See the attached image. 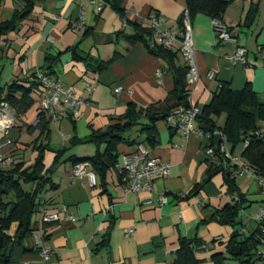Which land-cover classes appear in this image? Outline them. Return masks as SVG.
I'll use <instances>...</instances> for the list:
<instances>
[{
    "label": "crops",
    "instance_id": "1",
    "mask_svg": "<svg viewBox=\"0 0 264 264\" xmlns=\"http://www.w3.org/2000/svg\"><path fill=\"white\" fill-rule=\"evenodd\" d=\"M226 1L229 5L224 24L233 29L235 43L218 40L214 20L206 16L199 15L192 23L200 80L192 87L189 101L199 108L208 104L222 85L239 91L249 84L255 93L264 95V54L259 52V47L264 46V0ZM255 5V20L244 28L249 10ZM21 7L19 0H0V22L10 20ZM184 11L185 0H125L128 21L150 27L149 19L158 16L165 27L179 34L178 21ZM133 34L132 27L109 5L98 14L90 0H37L32 15L18 30L0 37L2 87L43 72L48 66L47 56H58L54 74H45L64 88H73L86 100L79 116L68 114L51 121L49 132L40 136L33 124L42 109V89L33 108L18 119L6 139L0 138V142H10L3 153L26 165L34 163L37 147H47L44 164L46 169H52L49 176L58 186L43 195V212L33 219L35 233L23 247L15 248L11 264H170L180 240L194 238L204 247L196 252L197 259L202 264H212L213 255L225 253L234 231L239 229L248 237L259 227L255 217L264 207V188L251 177L237 175V185L246 197L240 213L242 225L232 228L216 222V212L237 198L228 192L222 174L193 195L195 186L204 183L213 162L206 154L208 140L195 134L184 140L170 131L166 121L156 125L159 143L151 149V157L169 163L170 174L156 179L152 192H126L115 168L106 173L104 181L95 175V186L87 175L74 178V166L67 159L94 156L98 150L95 144L76 145L67 158L55 162L59 151L71 149L68 145L73 137L87 139L93 131L107 128L112 123L110 119L123 115L128 105L147 108L163 102L174 89L172 68L151 55L141 42L132 44L128 38ZM237 47L247 50L250 64L230 62L228 58ZM175 49L179 50V45ZM177 57L175 65H185L179 51ZM111 60L99 72L102 64ZM84 81L94 86L90 96ZM119 87L122 92L116 94ZM57 110L64 111L65 107ZM221 119L222 116L216 119L218 126H223ZM195 126L198 128L196 123ZM126 137L136 143L144 140L139 128ZM227 145L234 156L242 158L243 146L232 151ZM103 149L104 146L99 148ZM135 150L136 144H120L118 163ZM84 164L87 173H92L90 164ZM161 193L168 197L165 205H160ZM63 209L74 216V222L67 220ZM44 212L57 214L60 220L44 222ZM17 227L14 224L9 232L12 238ZM131 229L134 234L128 237ZM44 249L49 251L48 259L42 256Z\"/></svg>",
    "mask_w": 264,
    "mask_h": 264
},
{
    "label": "trees",
    "instance_id": "2",
    "mask_svg": "<svg viewBox=\"0 0 264 264\" xmlns=\"http://www.w3.org/2000/svg\"><path fill=\"white\" fill-rule=\"evenodd\" d=\"M36 1L19 0L22 5L20 10H16L10 20L0 22V37L18 30L22 22L32 15ZM105 4L112 7L126 25L132 27L134 34L128 38L132 44L141 42L151 55L169 64L173 71L174 89L163 102L147 108H138L134 104L128 105L123 115L110 119L112 123L107 128L93 131L87 139L82 140L77 137L71 139V147L80 144H95L98 147L95 155L90 158L70 157L67 161L73 166L89 163L94 174L101 181H104L106 173L118 164L117 148L120 144L131 146L136 144L135 152L141 144L150 149L156 147L159 143L157 123L167 122V118L179 108L190 107L189 99L192 91V86L186 81L188 71L186 64L175 65L178 49L168 50L159 45L152 47L153 30L126 19L125 0H105ZM228 5L229 2L226 0H185V10L188 11L192 23L199 15H203L224 24L223 18ZM257 13L258 7L251 6L242 26L249 28ZM178 22L182 31L183 16ZM232 32L233 29H229L231 36ZM71 50L74 51V49ZM259 52L264 54V46L259 47ZM57 60L58 56L48 55V66L43 73L51 77ZM111 62L113 60L102 64L99 72ZM40 87L42 86L38 81V73L28 78L16 79L7 87L0 85V105L2 103L9 105L18 122V119L25 116L35 105L42 92ZM38 111V123L34 128L42 136L49 132L52 120L42 109ZM200 111L196 120L197 127L200 131L212 135L206 149L215 146L214 133L221 132L232 151L238 146H243L241 157L244 162L255 176L264 177V95L255 93L249 84L239 91L222 85L211 101L200 108ZM223 115H225L224 124L218 126L216 118ZM135 128H139L144 136V140L138 143L126 137V134ZM170 131L175 133L171 128ZM101 146H104L103 150H99ZM37 148L38 156L33 164L16 163L14 160V164L8 169L0 170V264H11L15 248L23 247L24 243L34 235L36 222L33 219L36 214L43 212L41 209L44 205L43 195L47 191L58 189L49 176L52 169H46L44 164L47 147L40 145ZM68 150L69 148H64L59 151L55 162L59 163ZM210 161L213 162L208 166L204 183L195 186L193 195H198L205 183L210 182L216 175L222 174L228 192L235 196L237 201L233 199L230 205L217 211L214 220L221 225L237 228L242 225L240 213L246 201L245 195L241 193L237 185V168L219 152H216L215 158H210ZM177 198L188 200V197ZM52 214L44 212V216ZM14 224L18 227L12 238L9 232ZM262 236L263 227L260 223L257 230L248 237L241 234L239 229L234 231L226 245L225 253L213 255L212 264H264V258L258 254ZM202 247L203 243L196 238L181 239L170 264H202L196 257V252Z\"/></svg>",
    "mask_w": 264,
    "mask_h": 264
},
{
    "label": "built area",
    "instance_id": "3",
    "mask_svg": "<svg viewBox=\"0 0 264 264\" xmlns=\"http://www.w3.org/2000/svg\"><path fill=\"white\" fill-rule=\"evenodd\" d=\"M90 4L96 10V13H102L106 6L105 0H90ZM183 26L181 33H175L172 29L164 26L163 21L158 16L149 19L150 28L153 30L154 45L162 46L165 49L173 50L179 45V53L185 61L188 68L186 74V81L189 85L194 87L200 80L199 69L197 65L196 47L193 37V25L189 17V13L185 10L182 14ZM213 27L217 34V39L226 43H235V39L229 33L228 27L218 21H213ZM232 64L242 63L243 65L250 64L247 58V50L237 47L235 53L228 58ZM209 77L212 79L214 74L211 73ZM38 81L45 93L42 99V110L51 117L52 121H58L59 118L71 114L73 117L79 116V109L86 104V100L80 98L73 88H64L60 83L51 80L45 73H38ZM84 86L87 94L90 96L94 91V86L84 81ZM122 88L115 89L116 94H120ZM65 107L64 111L59 112L58 107ZM69 112V113H68ZM200 108L190 105L188 108H179L167 118L171 130L181 135L182 139L186 140L190 135L195 134L200 139L209 140L212 135L204 133L196 128L195 123L200 115ZM38 120L33 124L36 127ZM17 125V118L12 108L2 103L0 105V138L6 139L9 132ZM214 136L221 138L219 145V153L228 159L232 165L237 168V175L239 177L248 176L255 179L264 188V177L255 176L247 163L240 157L234 156L227 145L221 132H215ZM2 141V140H0ZM9 141L0 142V170L8 169L14 164V159L9 155L3 153V148L9 145ZM247 144V142H245ZM215 146L206 149V154L210 158H215ZM87 165L84 163L74 166L73 177L82 178L88 176L92 186L96 185V176L92 173H87ZM117 173L124 181V189L129 193H140L142 191L152 192L154 189V182L158 178L167 177L170 174V164L166 161L151 157V149L141 144L137 151L133 154L123 156L120 163L115 167ZM160 205H165L169 202L168 197L161 193L159 196ZM66 218L70 222H74L75 218L63 209ZM60 220L57 214L44 216V222ZM255 220L263 227V236L261 239L258 254L264 258V207L257 213ZM134 234L131 229L127 232V236ZM204 248V247H202ZM42 256L45 259L49 258V251L44 249Z\"/></svg>",
    "mask_w": 264,
    "mask_h": 264
},
{
    "label": "water",
    "instance_id": "4",
    "mask_svg": "<svg viewBox=\"0 0 264 264\" xmlns=\"http://www.w3.org/2000/svg\"><path fill=\"white\" fill-rule=\"evenodd\" d=\"M90 62H92V60H90ZM220 143H221V138L219 136H215V148L214 149H215L216 152L219 151V145H220Z\"/></svg>",
    "mask_w": 264,
    "mask_h": 264
},
{
    "label": "rangeland",
    "instance_id": "5",
    "mask_svg": "<svg viewBox=\"0 0 264 264\" xmlns=\"http://www.w3.org/2000/svg\"><path fill=\"white\" fill-rule=\"evenodd\" d=\"M217 119V118H216ZM224 119H225V115H223L222 116V119H221V123H223L224 122ZM224 124V123H223ZM69 147H70V145H68ZM72 150V147H71V149L70 150H68V151H66L65 152V154L62 156V158L64 157V158H67L70 154H67L68 152H70ZM38 218V214H36L35 216H34V219L36 220Z\"/></svg>",
    "mask_w": 264,
    "mask_h": 264
}]
</instances>
